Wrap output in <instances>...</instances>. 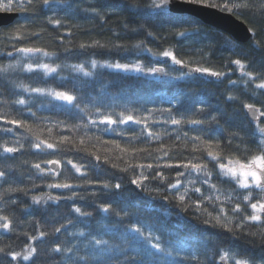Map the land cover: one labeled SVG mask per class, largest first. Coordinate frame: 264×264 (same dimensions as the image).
<instances>
[{
  "label": "trees",
  "instance_id": "1",
  "mask_svg": "<svg viewBox=\"0 0 264 264\" xmlns=\"http://www.w3.org/2000/svg\"><path fill=\"white\" fill-rule=\"evenodd\" d=\"M0 2L6 3L7 0H0ZM16 2L17 0H13L14 6ZM126 2L127 0H61L57 11H48V15L60 17L64 21L62 28L55 29L46 24V16L42 14L22 13L17 10L12 12L19 13V18L12 25L0 29V65L14 64L17 59H20L21 54L15 52L13 45L43 47L49 52H56V56L44 57L43 61L54 67L59 65L57 72L46 78L43 77L42 72L29 74L17 69L8 73V80L16 83L22 82L26 86L67 91L75 95L79 101L77 108L47 95L25 93L22 89L13 88L11 84L5 82L4 77L0 76V100L7 101L0 103V113L7 117L25 119L34 129V133H29L23 128H13L12 133L0 132V143L7 141L9 146H18L14 144V141L19 139L24 145V148L15 154H7L0 149V170L8 174V183L0 181V191L7 189L13 182H15L13 186L18 184L20 187L30 189L28 195L21 192L5 195V200H15V204L0 201V208H3L2 214L11 219L14 229L13 232L0 229V247L5 248L6 251L19 252L27 244H33L38 247L37 264H59L56 256L51 253V247L60 241L67 240L76 243L83 253L87 251L83 249V244L87 243L90 235L102 236L110 243L119 244L120 234L126 227L146 225L155 235L160 236L166 245L171 241L175 247H185V251L181 253L184 257L182 264H198L197 260L188 255L190 252V249L186 247L188 243H192L193 247H200L201 250L205 242L210 244L214 242L219 247H231L248 253H258V247L246 243V239H236L219 228L203 224L202 221L207 218L203 212L196 211L192 207L184 211L167 192L165 185L160 184L158 180L152 179L145 183L149 187H159L160 194H148L130 183L133 178L131 171L125 173L111 166L114 162L122 167L123 161H113L112 157L117 153L112 145L104 144L103 141L115 140L122 146H127L130 144L129 137L133 135V132H139L142 125L132 122L112 125L117 132L122 133V135H117L115 132L103 131L106 125L92 126L90 120L99 119L98 111L112 112L113 118H117L115 113L120 111L131 110L134 116L140 117L148 116L150 111L155 110L154 118L163 121L168 116V112L163 111L166 109H171L177 118L182 114L191 115L194 110L204 109L203 116L208 117L209 114L216 116L219 125L211 123L204 126H174L163 123L153 124L151 120L148 123L153 130L169 129L172 137L177 133L182 136L183 132L187 131L189 136L207 134L221 139L222 143H227V138L236 132L240 137H245L254 147L248 134L254 131L255 122L249 119L243 103H253L264 111V95H260L264 90L255 88L260 75L264 74V21H261L254 12H244L238 18L249 28L256 30L257 38L262 46L261 49H256L253 47V39L246 44H239L225 33L207 27L201 22L199 33L186 25L177 28L167 25L160 27L155 21L147 19L149 15L147 10L135 14L133 10L125 6ZM252 2L255 3L256 0ZM139 3L146 5L148 0H139ZM68 5L73 6L72 14L64 11ZM92 6L101 11L104 15L103 20L94 17L91 12L83 11ZM19 25H24L31 31H41L40 37L21 41L7 39L4 34ZM140 25L145 26L143 30L131 31ZM185 29L187 30L185 36L175 34L177 30ZM147 31H152L154 36H148ZM114 33L119 34L120 38L117 39ZM94 40L109 45L122 44L125 48L111 51L79 48L80 43ZM140 41H143L145 47L156 52L172 50L190 67L202 65L228 71L231 73V79L237 80L238 84L233 86L227 80L221 83L213 77L185 72L180 65H173L170 58L153 57L150 53L132 47ZM9 51L13 52V56H7ZM235 58L246 61L249 70L258 76L255 82H250L247 86L239 83L247 77H241L236 66L230 64V60ZM92 60L103 63H142L147 68L163 67L174 77H185L156 79L100 67L94 70L91 76H85L72 67V65L90 66ZM253 92L256 93L255 96ZM228 95L237 96L239 99L228 101ZM17 98L25 99L26 104L23 106L12 104L11 101ZM33 113L35 115H32ZM260 122L264 123V116ZM84 125L88 127L85 128ZM69 126H79V128L72 127L69 131ZM0 127L13 126L4 125L0 120ZM200 127L205 128L206 133L199 132ZM49 129L52 130L51 135H49ZM85 133H87L86 136ZM36 135L49 142H55L54 138L58 139L62 135H67L77 141L84 137L89 152H96L101 156V160L97 161L95 156L83 151L52 152L46 149L41 152L30 146L37 142ZM163 139L165 143L172 142L169 136H164ZM143 140L144 137H141V141L135 143L143 146ZM239 143V139L234 140L228 151H234L236 144ZM61 147H70V145ZM156 147H158L156 143L151 145L153 149ZM184 155H190V153H184ZM105 156L110 159V163H104ZM53 158H62V176L57 177V181L62 180L64 176H69L72 178L70 182H79L78 174L74 170L69 171L71 166L65 163L67 159H72L73 162L82 163L94 180L96 179V168H99L103 172L99 178L100 181L107 180L112 184L120 182L123 189L119 194L112 192L105 194L98 187L89 186L76 189L84 196V199L77 198L69 201L62 199L58 203L49 201L48 204H33L32 195L47 192L60 195L68 192V190L47 188L46 185L53 182L52 177L50 175L39 176L37 175L38 170L32 167L33 163ZM41 166L47 168V164ZM209 167L212 168L213 165L209 164ZM163 171L168 174L169 180L176 179V169L165 168ZM202 191H207L206 185L202 187ZM93 192H95L94 196ZM165 195L166 199L163 198ZM195 198L196 196L193 195V199ZM103 202H111L113 208L118 210L125 209L127 216L121 220L115 215L100 212L98 207ZM73 207H80L84 211L91 212L92 216L78 217L72 211ZM208 210L213 211L211 205H208ZM68 219H72L73 223L68 224L67 228L62 230V234H54V226L58 227L60 223H67ZM37 224L41 226V230L53 234L43 241L29 240L24 233L38 235ZM74 231H83L85 236L74 237L70 234H63ZM131 255L132 253L129 252L128 256L131 257ZM200 259L205 258L201 256ZM120 261L121 264H125L123 256L120 257ZM12 264H30V262L18 260L13 261ZM175 264H181L179 258Z\"/></svg>",
  "mask_w": 264,
  "mask_h": 264
},
{
  "label": "snow or ice",
  "instance_id": "2",
  "mask_svg": "<svg viewBox=\"0 0 264 264\" xmlns=\"http://www.w3.org/2000/svg\"><path fill=\"white\" fill-rule=\"evenodd\" d=\"M61 4V0H17L15 6L13 0H7L6 3L0 2V11H19L30 12L35 15L46 16V24L51 25L55 29L62 28L64 21L58 16L48 15V11H57V6ZM125 6L138 14L142 10H147L148 20L155 21L158 26H170L177 28L178 26H189L194 31L199 33L200 21L194 18L199 10H217L222 13L236 16L240 18L244 12H254L257 17L264 21V0H148L146 5L139 3V0H127ZM68 14H72L73 6L68 5L64 9ZM86 13L91 12L94 17L104 19V15L97 7L92 6L89 9H83ZM144 25L131 29L133 32H140L144 29ZM248 31L252 34L253 47L261 49V42L257 38V33L254 28H249ZM176 35L185 36L187 30H177ZM7 39L21 41L30 39L32 37L39 38L41 31H31L24 25H19L11 31L5 33ZM71 35V33H68ZM119 39V34L114 33ZM148 36H154L152 31H147ZM62 39V37H61ZM140 51L150 53L153 57H167L170 58L173 65H180L184 68H189L190 73H198L215 78L217 81L223 83L225 80L230 85H237V80L231 79V73L228 71L216 70L207 66L190 67L184 60L178 58L172 50L166 49L161 52L153 51L151 48L144 46L143 41H140L132 46ZM16 53L21 54L20 59L16 63H9L6 66L0 65V76L5 78V82L11 84L15 89H22L25 93H36L39 95H47L55 100L63 101L64 103L73 107H79L78 98L67 91H58L55 89H46L39 86H26L22 82L8 80V73L20 69L25 73L42 72L43 77H48L57 72L59 65L55 67L43 61L44 57L56 56V52H49L43 47L33 46H16L13 45ZM81 50L85 49H105L111 51L112 49H124L125 46L118 43L111 45L102 43L99 40L91 42H82L79 44ZM7 56H13V52H7ZM230 64L235 65L239 70L241 77H247L246 80H241L247 86L250 82H255L258 76L249 70V65L245 60L235 58L230 60ZM98 66L96 60L91 61V67L95 69ZM100 67H107L109 69H116L121 71H136L145 72V68L140 64L128 63H106L99 65ZM78 71L83 72L85 76L91 75L84 71L83 65H72ZM145 74L167 75L163 67H149ZM187 75V73L185 74ZM182 79L181 77H175ZM255 88L264 90V74L259 77V82L255 83ZM256 93L253 92V96ZM260 95H264L261 92ZM239 98L234 95H228V101H237ZM7 101L0 100V103ZM12 104L25 105L26 101L23 98H17L11 101ZM243 108L250 114L251 120L255 122L254 131L248 134L252 141L251 146L245 137H240L238 133L233 132L227 138V143H222L221 139L210 135H194L189 136L187 131L183 132L181 136L177 133L174 137L171 136L169 129L163 131L153 130L148 121L151 120L153 124H171L174 126H204L206 124L217 123L216 116L209 114L204 117V109H197L191 115H177L172 113L171 109L163 111L168 112V116L163 121L154 118V111H150L148 116H134L132 111H120L115 113L117 118H113L112 112H97L99 119L90 120L92 126L98 124L106 125L103 129L105 132H115L117 135H122L117 132L112 125H123L132 122L136 125H142L139 132H133L129 137L130 144L122 146L118 141L105 140L104 144L112 145L117 155L112 157V160H122L123 166L112 162L113 168H118L119 171L128 173L131 171L133 178L130 180L132 185L137 189L148 194H160L159 187H149L145 182L156 179L160 184L165 185L168 193L176 203L181 206L184 211L189 207L196 211L203 212L206 219L202 221L203 224L209 225L213 228H219L226 233L231 234L236 239L244 238L246 243L258 247V253H248L246 251L235 248H223L205 242L203 249L200 247H193L192 243H188L186 247L190 249L188 255L192 259L197 260L198 264H264V123L259 121L260 116H264V111L256 107L253 103H243ZM32 115H35L33 113ZM0 120L4 125H11L13 127H0V132L12 133L13 128H23L29 133H34L33 126L25 119L17 117H7L0 113ZM63 123V122H61ZM72 127L79 128V126H69V131ZM85 128L88 125H84ZM51 135V129L48 130ZM199 132H205L206 129L200 127ZM87 133H85V136ZM164 136H169L171 143L164 142ZM142 141L143 146L136 144V141ZM99 139V138H98ZM239 139L240 143L236 144L234 151H228V148L233 145V141ZM37 142L32 143L31 148H35L44 152L52 150V152H66L75 150L77 152L83 151L89 155L95 156L97 161L101 160V156L96 152H89L86 147L84 137L75 140L67 135H62L55 142L41 139L39 135L35 136ZM153 143L158 144V147L151 148ZM15 145L9 146L7 141L0 143V149L7 154H15L20 152L24 145L20 143L19 139L14 141ZM62 145H70V147H61ZM156 153V155H153ZM190 153V155H184ZM143 154V155H141ZM180 158H177V157ZM110 159L105 156L104 163H110ZM67 165L71 166L78 174L77 183H72L69 176H64L60 181L56 178L62 176V158H53L42 160L32 164V167L37 169L39 176H51L53 182L46 186L49 189L68 190L67 193L60 195H53L51 192L43 193L41 195H32L31 200L33 204H48L58 203L62 199L65 201L75 200L77 198L84 199V196L76 191L79 188L89 186H96L103 190L105 194L112 192L119 194L123 189L120 182L115 184L107 180L100 181V176L103 174L102 170L96 168V179L89 176L88 171L85 170L84 165L79 162H73L72 159L65 161ZM47 164L44 168L41 165ZM209 164L213 167L210 168ZM55 166V167H52ZM176 169L175 180H169L168 174L163 169ZM183 177L184 179H180ZM214 177L216 179H214ZM0 181L8 183V174L4 170H0ZM15 182L9 184L7 189L0 191V201L4 203L15 204V200H5V195L8 193L21 192L28 195L30 189L20 187L18 184L13 186ZM207 186V191H202L203 186ZM227 185V187H225ZM35 187V185H33ZM95 195V192L92 193ZM193 195L196 196L193 199ZM163 198H167L165 195ZM208 205H211L213 211L208 210ZM250 209V211H249ZM98 210L102 213H109L119 217L121 220L127 216L125 209H115L111 202H103L99 204ZM27 211V209H25ZM57 211H59L57 209ZM72 211L78 217H91L92 213L82 210L80 207H73ZM123 212V215H122ZM3 208H0V229L5 232H13L12 221L7 215H3ZM73 220L68 219L67 223H60L58 227L54 226V234H62V230L67 228L68 224H72ZM38 235H30L24 233L31 241H43L49 235L47 231L41 230V226L37 224ZM70 234L74 237H84L83 231H74ZM59 237L57 236V239ZM83 249L87 251L81 252V248L76 243L71 241H60L51 247V253L56 256L59 264H121L120 257L123 256L125 264H175L179 258L181 264L184 257L181 255L185 251V247H175L171 241L166 245L162 242L160 236L146 225L126 227L124 232L120 234V243L113 244L102 236L90 235L87 243L83 244ZM131 252V257L128 253ZM0 264H12L13 261L23 260L30 262V264H37L39 252L38 247L33 244H27L21 251H6L5 248L0 247ZM204 256V260L200 257ZM10 257V259H8ZM218 257V261H217Z\"/></svg>",
  "mask_w": 264,
  "mask_h": 264
},
{
  "label": "water",
  "instance_id": "3",
  "mask_svg": "<svg viewBox=\"0 0 264 264\" xmlns=\"http://www.w3.org/2000/svg\"><path fill=\"white\" fill-rule=\"evenodd\" d=\"M18 18L19 13L17 12H0V29L12 25ZM194 18H198L207 27L225 33L239 44H246L252 40V34L248 31V25L236 16H231L213 9L199 10L196 12ZM182 69L185 72H189V68L183 67ZM248 117L251 120L250 114H248Z\"/></svg>",
  "mask_w": 264,
  "mask_h": 264
},
{
  "label": "rangeland",
  "instance_id": "4",
  "mask_svg": "<svg viewBox=\"0 0 264 264\" xmlns=\"http://www.w3.org/2000/svg\"><path fill=\"white\" fill-rule=\"evenodd\" d=\"M103 64H106V63L98 62V66L95 69H93L91 67V65L87 66V67H84V71L85 72H89L92 75L94 70L98 69L100 67L99 65H103ZM134 64H140L142 67L145 68V72H146L147 67H145L142 63H134ZM129 65H132V64H129ZM100 68H107V67H100ZM107 69H109V68H107ZM110 70L120 71V72H124V73H129V74L143 75V76H146V77H149V78H156V79H176L174 76L170 75L166 69H165V72L167 73V75H163V74L150 75V74H145V72H136V71H127V72H125V71L116 70V69H110ZM78 72L83 74V72H81V71H78ZM91 75H88V76H91ZM183 77H185V76H183ZM261 119H262V116L259 117V121H261ZM47 167H48V165H47Z\"/></svg>",
  "mask_w": 264,
  "mask_h": 264
}]
</instances>
